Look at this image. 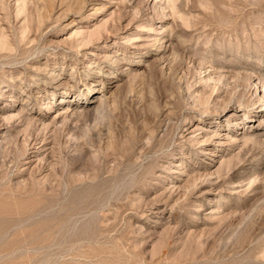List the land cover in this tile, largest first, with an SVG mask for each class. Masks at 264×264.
Wrapping results in <instances>:
<instances>
[{
	"label": "rangeland",
	"instance_id": "374dc122",
	"mask_svg": "<svg viewBox=\"0 0 264 264\" xmlns=\"http://www.w3.org/2000/svg\"><path fill=\"white\" fill-rule=\"evenodd\" d=\"M0 264H264V0H0Z\"/></svg>",
	"mask_w": 264,
	"mask_h": 264
},
{
	"label": "bare ground",
	"instance_id": "6f19581e",
	"mask_svg": "<svg viewBox=\"0 0 264 264\" xmlns=\"http://www.w3.org/2000/svg\"><path fill=\"white\" fill-rule=\"evenodd\" d=\"M89 103H90V102H89ZM89 103H88V107H89ZM92 111H93V110H91V112H89V113H94L95 110H94L93 112H92ZM98 111H99V110H96L95 112L97 113ZM99 112H100V111H99ZM146 118H147V117H146ZM145 120H146V119H145ZM148 120H149V119H148ZM138 128H139V126H138ZM138 128H137V129H138ZM140 128H141V127H140ZM138 131H139V130H138ZM76 166H77V165H76ZM76 166H75V167H76Z\"/></svg>",
	"mask_w": 264,
	"mask_h": 264
}]
</instances>
